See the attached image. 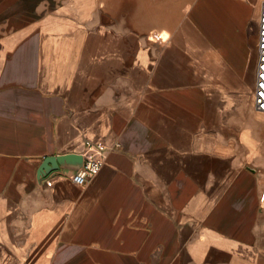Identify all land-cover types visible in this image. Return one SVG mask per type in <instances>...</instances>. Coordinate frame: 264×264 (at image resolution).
<instances>
[{"label":"crops","instance_id":"obj_1","mask_svg":"<svg viewBox=\"0 0 264 264\" xmlns=\"http://www.w3.org/2000/svg\"><path fill=\"white\" fill-rule=\"evenodd\" d=\"M263 3L0 0V264H264Z\"/></svg>","mask_w":264,"mask_h":264},{"label":"built area","instance_id":"obj_2","mask_svg":"<svg viewBox=\"0 0 264 264\" xmlns=\"http://www.w3.org/2000/svg\"><path fill=\"white\" fill-rule=\"evenodd\" d=\"M254 105L258 111L264 112V3L261 5L258 22L257 65L254 90ZM105 147L102 143H86L82 153L83 162L77 168L72 180L78 185L95 175L103 160Z\"/></svg>","mask_w":264,"mask_h":264},{"label":"water","instance_id":"obj_3","mask_svg":"<svg viewBox=\"0 0 264 264\" xmlns=\"http://www.w3.org/2000/svg\"><path fill=\"white\" fill-rule=\"evenodd\" d=\"M83 157L76 153H63L45 156L38 166V175H46L54 170H58L65 165L76 164L81 165Z\"/></svg>","mask_w":264,"mask_h":264}]
</instances>
